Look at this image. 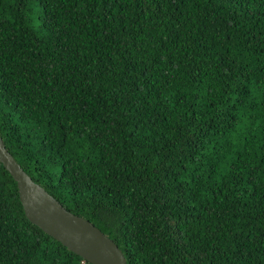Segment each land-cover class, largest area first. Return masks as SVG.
Wrapping results in <instances>:
<instances>
[{
  "label": "trees",
  "instance_id": "16d2710c",
  "mask_svg": "<svg viewBox=\"0 0 264 264\" xmlns=\"http://www.w3.org/2000/svg\"><path fill=\"white\" fill-rule=\"evenodd\" d=\"M0 134L128 264H264V0H0ZM0 264H90L1 162Z\"/></svg>",
  "mask_w": 264,
  "mask_h": 264
},
{
  "label": "water",
  "instance_id": "95a60500",
  "mask_svg": "<svg viewBox=\"0 0 264 264\" xmlns=\"http://www.w3.org/2000/svg\"><path fill=\"white\" fill-rule=\"evenodd\" d=\"M0 162L18 185L27 219L90 264H128L119 246L98 227L77 216L35 183L6 148L0 134Z\"/></svg>",
  "mask_w": 264,
  "mask_h": 264
}]
</instances>
